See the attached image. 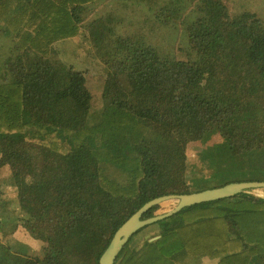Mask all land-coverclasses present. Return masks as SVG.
<instances>
[{"label":"trees","instance_id":"1","mask_svg":"<svg viewBox=\"0 0 264 264\" xmlns=\"http://www.w3.org/2000/svg\"><path fill=\"white\" fill-rule=\"evenodd\" d=\"M102 1L0 0V170L19 205L12 211L0 186V231L14 227L10 239L22 226L42 243L0 240V264H100L147 201L264 181V6L115 0L97 15ZM78 36L105 71L96 114L87 70L57 46ZM214 133L222 141L207 157L221 178L192 186L186 147ZM235 169L248 178L228 180ZM156 224L115 264H264L262 196L195 204Z\"/></svg>","mask_w":264,"mask_h":264},{"label":"rangeland","instance_id":"2","mask_svg":"<svg viewBox=\"0 0 264 264\" xmlns=\"http://www.w3.org/2000/svg\"><path fill=\"white\" fill-rule=\"evenodd\" d=\"M115 0H105L101 3H98L94 9L97 15L105 12L104 10L108 9ZM230 10L242 8L243 4L250 5L253 8H258L262 11L264 6V0H226ZM108 5V7L104 4ZM263 3V4H262ZM125 28V26H124ZM125 31V30H124ZM157 33V32H156ZM62 42L57 43L59 50L65 49L66 54L64 58L68 63H73L77 68L87 70V86L93 95V113H97L98 110L102 109L103 100H102V90L105 81V71L104 67L98 63L95 52L97 49L93 44L86 42L80 36L61 40ZM67 48V49H66ZM73 51L75 53H73ZM62 53V51H61ZM78 54V55H77ZM77 55V57L75 56ZM75 56V58H74ZM222 141V136L219 133H214L210 139L203 142L202 140H195L188 143L186 147L187 154V179L190 184L199 183L201 180L206 182H214L221 178L217 175L215 164L209 161L207 157V150L212 147L214 144ZM10 171L8 167H3L0 170V186L3 190L2 196L9 201L12 211L17 212L19 210V205L17 201L16 191L9 184L10 182ZM248 175L244 171L233 170L231 175H229L228 180H239L246 179ZM204 181V182H205ZM247 193L254 194L256 196L264 197V187L252 188L246 191ZM176 199H168L159 204V208L155 211V215L164 214L165 212L174 208L177 204ZM14 229L11 225L4 226L3 231H0V240L8 243H25L30 246L34 251H39L42 247V243L39 240L32 238L24 229V227L19 226L14 230V234L10 239L6 238V234L9 235ZM159 227L155 223L149 224L141 228L140 232L136 235L133 245L139 247L148 237H152L159 233ZM155 239V238H153ZM20 243V244H21ZM186 258L185 260H187ZM183 264H215L214 260L204 258L202 261L198 259H191L190 261H184Z\"/></svg>","mask_w":264,"mask_h":264},{"label":"water","instance_id":"3","mask_svg":"<svg viewBox=\"0 0 264 264\" xmlns=\"http://www.w3.org/2000/svg\"><path fill=\"white\" fill-rule=\"evenodd\" d=\"M260 187H264L263 180L233 181L223 186L207 188L201 191L157 196L147 201L116 230L108 246L102 253L99 263L115 264L119 253L129 242L130 238L141 228L149 224L174 215L188 206L234 196L236 194L246 192L249 189ZM168 199H176L178 201L173 209L165 212L164 214L143 218V215L150 208L159 205L161 202Z\"/></svg>","mask_w":264,"mask_h":264}]
</instances>
